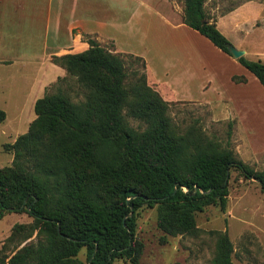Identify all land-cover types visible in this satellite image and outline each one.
<instances>
[{
	"label": "trees",
	"instance_id": "trees-1",
	"mask_svg": "<svg viewBox=\"0 0 264 264\" xmlns=\"http://www.w3.org/2000/svg\"><path fill=\"white\" fill-rule=\"evenodd\" d=\"M206 0H183L182 23L231 56V43L206 15ZM88 48L52 56L63 68L50 92L36 100L35 119L12 144L10 166L0 168V220L26 213L5 240L24 243L0 256V264H112L125 258L141 264L143 245L135 238L136 213L157 206L164 236L199 233L195 214L210 205L225 211L231 169L253 179L264 193V172L237 159L227 148L178 136L168 104L148 86L145 75L128 81L123 54H113L84 35ZM140 61L139 57L127 55ZM237 62L264 88V63L244 56ZM236 84L245 83L234 76ZM81 96L79 99L78 97ZM126 118L142 123L133 130ZM5 113L0 110V123ZM212 264H232L227 231L215 233Z\"/></svg>",
	"mask_w": 264,
	"mask_h": 264
},
{
	"label": "crops",
	"instance_id": "crops-1",
	"mask_svg": "<svg viewBox=\"0 0 264 264\" xmlns=\"http://www.w3.org/2000/svg\"><path fill=\"white\" fill-rule=\"evenodd\" d=\"M173 1L0 0V110L5 113L0 125L9 121V128H22L17 124L27 113L29 127L35 116L28 110L65 76L51 57L86 50V35L101 46L110 44L117 54L141 58L147 81L164 101L229 105L238 144L250 165L264 172V88L209 41L218 65H188L169 58L165 50L170 53L179 45V31L199 34L182 23L183 4L176 11ZM219 1L223 0H206L205 13L207 7L218 10V4H211ZM210 21L233 47L245 52L246 59L264 63V3L248 0ZM234 76H243L246 82L236 84ZM9 112L19 116L9 118Z\"/></svg>",
	"mask_w": 264,
	"mask_h": 264
},
{
	"label": "rangeland",
	"instance_id": "rangeland-1",
	"mask_svg": "<svg viewBox=\"0 0 264 264\" xmlns=\"http://www.w3.org/2000/svg\"><path fill=\"white\" fill-rule=\"evenodd\" d=\"M245 1L248 0H223L219 3H212L211 6L218 4L219 8L215 12H211L207 7L206 15L215 19L223 11H228ZM256 1L264 3V0ZM181 2L183 0L173 1L172 4L176 11L179 10V7L181 8V4H183ZM170 19L177 21L175 18ZM191 33L178 32L179 45L170 53L165 50L166 54L169 55L168 57H177L184 60V63L188 65L200 62L209 63L211 66H213L212 64L218 65V61L211 52L213 46L208 40L199 34ZM102 46L109 52L116 54L110 44L107 43ZM122 58L129 82L134 81L142 74L146 76L140 61L127 55L122 56ZM198 75L200 73H197ZM191 76L187 79H190ZM147 84L155 90L148 81ZM48 90L53 91L51 86ZM194 96L196 95L194 94ZM165 102L168 104L166 115L178 136L196 138L203 144L212 142L221 149L227 148L234 153L237 159L256 170L250 165L245 152L238 144L239 141L236 138L238 136L235 134L234 128L236 122L229 105L188 101ZM28 111L32 117L35 116L33 110ZM12 116L19 115L9 112L8 117L11 118ZM21 116L24 118L23 123H19L17 126H22V128H9V121L0 125V168L10 166L13 160L12 154L5 152L4 145L12 144L18 136L24 134L28 129V125L25 123V117L28 114L24 113ZM126 120L133 130H144L145 126L142 123L131 118H126ZM228 191L225 211H221L218 205H210L195 214L196 227L199 229V233L194 236L186 234L176 237L164 236L157 227V206L153 208L144 206L139 209L136 213L135 238L143 245L140 263L212 264L216 247L215 233L227 231L233 246L232 264H264V193L255 180L245 179L236 169L230 170ZM32 221L26 213L7 214L0 220V256L3 253L8 254L14 251L16 247L21 248L26 243L36 242L35 235H33L24 243L9 245L4 251L2 250L14 225H30ZM76 259L87 264V249L82 248ZM112 264L130 263L127 259L120 258L114 260Z\"/></svg>",
	"mask_w": 264,
	"mask_h": 264
},
{
	"label": "water",
	"instance_id": "water-1",
	"mask_svg": "<svg viewBox=\"0 0 264 264\" xmlns=\"http://www.w3.org/2000/svg\"><path fill=\"white\" fill-rule=\"evenodd\" d=\"M228 51H229V54L231 55V57L235 60H237V59H239L245 55L244 51L238 50L235 47H233L232 45H230L228 47Z\"/></svg>",
	"mask_w": 264,
	"mask_h": 264
}]
</instances>
